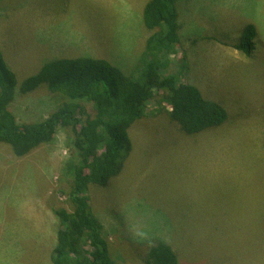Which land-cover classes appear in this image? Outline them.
Wrapping results in <instances>:
<instances>
[{
  "label": "rangeland",
  "instance_id": "rangeland-1",
  "mask_svg": "<svg viewBox=\"0 0 264 264\" xmlns=\"http://www.w3.org/2000/svg\"><path fill=\"white\" fill-rule=\"evenodd\" d=\"M147 1L0 0V53L18 83L67 57L105 59L130 74L149 35ZM179 1L181 44L164 73L181 72L228 119L187 135L159 111L166 104L148 100L128 129L132 146L119 173L89 186V205L115 264H149L158 240L170 242L178 264H264V0ZM249 23L257 34L246 54L234 46ZM64 100L41 84L17 93L9 109L19 123L38 122ZM72 138L59 128L22 158L0 143V264H52L61 227L53 211H72Z\"/></svg>",
  "mask_w": 264,
  "mask_h": 264
},
{
  "label": "trees",
  "instance_id": "trees-1",
  "mask_svg": "<svg viewBox=\"0 0 264 264\" xmlns=\"http://www.w3.org/2000/svg\"><path fill=\"white\" fill-rule=\"evenodd\" d=\"M142 21L149 35L134 65L135 76L105 59L67 57L47 62L18 83L0 53V143L22 158L65 128L73 135L79 158L67 168L72 211H53L61 227L56 232L52 264H115L108 232L91 211L87 191L90 185L104 187L119 173L132 146L128 129L145 116L148 100L166 104L159 111L167 109L169 122L187 135L219 127L228 119L221 104L205 98L189 81L182 82L181 72L164 73L170 64L168 56L181 44L180 1L148 0ZM256 34L255 25L246 24L234 47L249 54L248 46ZM187 61L186 56L180 59V70H186ZM41 84L65 100L42 121L17 122L9 105L17 93L27 95ZM84 102L91 104L92 113ZM85 243L90 248L87 252L82 251ZM147 255L149 264H178L175 252L163 240L150 243Z\"/></svg>",
  "mask_w": 264,
  "mask_h": 264
},
{
  "label": "crops",
  "instance_id": "crops-1",
  "mask_svg": "<svg viewBox=\"0 0 264 264\" xmlns=\"http://www.w3.org/2000/svg\"><path fill=\"white\" fill-rule=\"evenodd\" d=\"M163 241H165V242H167V243H170V242H168L167 240H163ZM41 251V250H40ZM50 258H51V256H50ZM51 261V260H50Z\"/></svg>",
  "mask_w": 264,
  "mask_h": 264
},
{
  "label": "bare ground",
  "instance_id": "bare-ground-1",
  "mask_svg": "<svg viewBox=\"0 0 264 264\" xmlns=\"http://www.w3.org/2000/svg\"><path fill=\"white\" fill-rule=\"evenodd\" d=\"M241 38V37H240ZM44 47V46H43ZM253 51V50H252Z\"/></svg>",
  "mask_w": 264,
  "mask_h": 264
}]
</instances>
